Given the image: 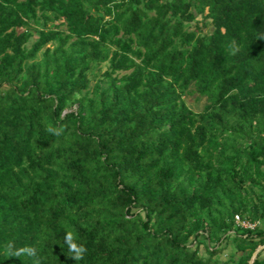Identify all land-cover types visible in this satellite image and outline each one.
<instances>
[{"label": "trees", "instance_id": "1", "mask_svg": "<svg viewBox=\"0 0 264 264\" xmlns=\"http://www.w3.org/2000/svg\"><path fill=\"white\" fill-rule=\"evenodd\" d=\"M237 214L264 215V0H0V264H250Z\"/></svg>", "mask_w": 264, "mask_h": 264}, {"label": "rangeland", "instance_id": "2", "mask_svg": "<svg viewBox=\"0 0 264 264\" xmlns=\"http://www.w3.org/2000/svg\"><path fill=\"white\" fill-rule=\"evenodd\" d=\"M33 41H34V38L31 40V42L29 43V45H31V43ZM56 44L57 43L54 42V43H51L50 45L56 46ZM39 58H42V52H40ZM108 69H109V64H108V62H105V63L101 64L100 68H97V69L94 70V72L90 75V77L92 79V81L90 83V88L91 89H93L94 86L97 85L99 83V81H101L104 78V73ZM184 97H185L187 103L189 104V106L195 112H201L203 110L204 106L206 105V103L208 102L207 97L201 96L198 92L194 91L193 88L191 89L190 92L186 93L184 95ZM259 228L261 230H264V215H262L259 218ZM262 246H264V245H262ZM200 248H201L200 249L201 250V253L204 254L205 253V246L204 245H201ZM231 256H233L234 258L238 256L237 253H236L235 247L233 246L232 243H230L229 246L222 253V257L224 259L230 258Z\"/></svg>", "mask_w": 264, "mask_h": 264}, {"label": "clouds", "instance_id": "3", "mask_svg": "<svg viewBox=\"0 0 264 264\" xmlns=\"http://www.w3.org/2000/svg\"><path fill=\"white\" fill-rule=\"evenodd\" d=\"M47 130L57 135L60 134L59 130L53 129L52 127H49ZM65 243H67L68 245L69 252L72 253V255L70 256L71 258L75 259V261H79L83 259V256L86 252V248L83 245H79L76 242L71 232L66 233ZM3 247H4V253H3L4 255H7L9 257H16V258L28 256L34 259V264H38V261L35 260V258L37 257L38 249L35 246L25 245L22 247H16L15 242L9 240L3 245Z\"/></svg>", "mask_w": 264, "mask_h": 264}, {"label": "built area", "instance_id": "4", "mask_svg": "<svg viewBox=\"0 0 264 264\" xmlns=\"http://www.w3.org/2000/svg\"><path fill=\"white\" fill-rule=\"evenodd\" d=\"M235 222L244 228L255 229L259 226V221H252L247 218H243L241 215H235Z\"/></svg>", "mask_w": 264, "mask_h": 264}, {"label": "water", "instance_id": "5", "mask_svg": "<svg viewBox=\"0 0 264 264\" xmlns=\"http://www.w3.org/2000/svg\"><path fill=\"white\" fill-rule=\"evenodd\" d=\"M262 247H264V246H261L260 248H258L255 252H254V254H253V257H252V259H251V262H250V264H252V262H253V260L255 259V257H256V255H257V253L261 250V248Z\"/></svg>", "mask_w": 264, "mask_h": 264}]
</instances>
